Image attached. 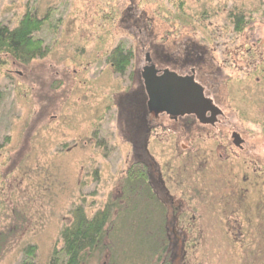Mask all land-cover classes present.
Masks as SVG:
<instances>
[{
	"label": "rangeland",
	"instance_id": "374dc122",
	"mask_svg": "<svg viewBox=\"0 0 264 264\" xmlns=\"http://www.w3.org/2000/svg\"><path fill=\"white\" fill-rule=\"evenodd\" d=\"M130 1L0 0V24L14 28L26 11L48 20L37 34L44 59L23 66L0 56V236L9 241L0 264H22L28 245L36 247L35 264H49L74 208L91 218L111 205L120 215L82 264H157L133 253L143 239L131 235L127 213V196L145 210L128 170L139 146L127 129L145 54L181 74L194 68L223 112L217 128L226 142L240 130L243 155L252 157L227 150L219 169L214 137L150 140V155L172 169L163 179L169 196L188 208L180 220L165 214L167 260L264 264V0H133L134 17ZM117 47L132 53L124 75L108 62ZM251 47L248 63L242 54ZM146 211L161 225L159 210Z\"/></svg>",
	"mask_w": 264,
	"mask_h": 264
},
{
	"label": "trees",
	"instance_id": "16d2710c",
	"mask_svg": "<svg viewBox=\"0 0 264 264\" xmlns=\"http://www.w3.org/2000/svg\"><path fill=\"white\" fill-rule=\"evenodd\" d=\"M235 29H240V19H236ZM47 17L38 18L37 14L26 11L14 28L8 25L0 24V56L19 65H29L33 61L44 59L48 54V49L44 46L41 39L37 37L44 25H47ZM132 53L121 47L115 48L108 57V62L118 75H124L131 63ZM129 186L138 184L129 180ZM132 184V185H131ZM136 195V194H135ZM129 210L130 228L133 229L134 237L138 235L143 240L132 243L135 252H145L149 261L155 257L157 264H171L167 257L171 253L169 237L164 223L167 216V210L160 209L162 216L161 225L153 226L150 212L146 209L144 212L136 211L135 199L127 196ZM117 205H111L110 209L98 211L91 218L85 214L83 207L79 206L72 210V221L60 232L61 248L54 250L49 264H82L86 255L101 249L105 239L106 228L112 221V215H120ZM115 208V210H114ZM113 210L116 211L113 214ZM153 226V227H152ZM159 238V240H157ZM0 236V250L7 247L9 241ZM131 245V244H130ZM22 264H35L36 247L28 245L21 250ZM154 258V259H155ZM148 261V262H149ZM150 264V263H149Z\"/></svg>",
	"mask_w": 264,
	"mask_h": 264
},
{
	"label": "flooded vegetation",
	"instance_id": "af4514ba",
	"mask_svg": "<svg viewBox=\"0 0 264 264\" xmlns=\"http://www.w3.org/2000/svg\"><path fill=\"white\" fill-rule=\"evenodd\" d=\"M133 0L130 1V4L128 6L127 3V10L132 13L131 17L135 16L136 10H134L131 7V4H133ZM132 8V9H131ZM138 19L144 18V15L141 13L140 16H137ZM138 31H143L144 29V23L141 26H138ZM140 29V30H139ZM241 31L237 29V32ZM246 45V44H245ZM247 46V45H246ZM247 52L243 55V58L248 56L247 59H245L246 62L248 61H254L250 56L252 53L253 47L251 48H246ZM148 55V54H145ZM146 62V60H145ZM249 63V62H248ZM251 63V62H250ZM262 64V62H261ZM248 65V64H247ZM154 67L155 71L157 72V76H160L163 71L167 70L170 72L175 73L176 75L180 77H190L193 76L194 81L203 89V95L206 99L210 100L212 105L218 109L221 114L216 117V122L211 125V124H203L199 123L197 118L192 115H186L183 117H179L175 120H171L168 115L162 113L159 115H154L152 112L149 111V108L147 106L148 102V97L145 91V86L143 83L142 79V72L145 67ZM196 71L194 68H191L189 70V73H184L181 74L176 70H172L168 67L166 68H161L156 63L153 61V59L150 58V63H145V65L142 67V70L140 72V80L142 82V87L138 88L137 92V99L135 101H132L133 107L131 109H127V112L129 114V119L130 122L127 125V129L129 134L133 137L135 141V144H138V154H134L133 158L134 161L132 160V163L128 166V170L134 171L131 172L133 175H137L138 181H139V187L142 191L141 196L143 197V202H141L144 206L145 209H153V210H160L164 208L167 210L168 213L174 212V215L176 219L180 220L181 215H183V212L187 211V203L183 201V199L179 198L176 196L172 197L169 196L168 190L164 187V182L163 179L165 176L171 177L170 171L172 169L170 167H160L159 164L157 163L156 159L153 158L150 153L148 152V145L150 143L151 139H155L157 136H167L168 138L170 136L179 135L181 134H186V136H190L188 141L190 140H195L197 137H202V136H207L209 138H216L217 141L220 143L218 145V149L221 150L218 152V155L216 156V161L219 165V169H222L223 167L221 166L222 163L226 160V153L227 150L230 151H236L238 157L240 158H252L250 155H243L245 152V144L246 141L243 138V134L241 133L240 130H233L231 131L228 135L231 138V144L230 141L227 143L225 140V133L223 129H218L217 127L220 125V117L223 115V112L221 108L215 103L214 99L208 94L206 88L204 85L201 83L197 82V77H196ZM135 97V96H134ZM205 117L208 119L210 117L209 113L205 114ZM183 130L186 133H183ZM200 131V132H199ZM213 133V135L211 134ZM212 135V136H211ZM237 135L239 137L236 138V141L239 142V147H236L233 144V139L232 136ZM189 141V142H190ZM226 143V144H225ZM224 145V146H223ZM234 149H233V147ZM183 150H188L190 147L187 145H182L181 147ZM215 159V158H214ZM133 168V169H131ZM247 180V179H245ZM227 191V189L223 186L221 187ZM167 197V198H166ZM167 200L169 201V204L167 203ZM230 204L234 205V202H229ZM235 206V205H234ZM173 220V221H175ZM168 221V220H167Z\"/></svg>",
	"mask_w": 264,
	"mask_h": 264
},
{
	"label": "water",
	"instance_id": "95a60500",
	"mask_svg": "<svg viewBox=\"0 0 264 264\" xmlns=\"http://www.w3.org/2000/svg\"><path fill=\"white\" fill-rule=\"evenodd\" d=\"M146 62L150 63L146 55ZM142 79L148 97L147 106L154 115L166 114L171 120L186 115L197 118L199 123L211 124L216 122V117L221 112L216 109L210 100L203 95V89L194 81L193 76L180 77L173 72L163 71L160 76L154 67H145ZM209 113L207 119L205 114ZM237 135H233V144L239 147Z\"/></svg>",
	"mask_w": 264,
	"mask_h": 264
}]
</instances>
